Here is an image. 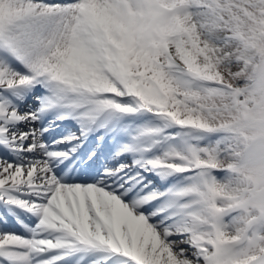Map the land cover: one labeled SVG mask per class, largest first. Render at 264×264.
I'll use <instances>...</instances> for the list:
<instances>
[{"label":"snow or ice","instance_id":"obj_1","mask_svg":"<svg viewBox=\"0 0 264 264\" xmlns=\"http://www.w3.org/2000/svg\"><path fill=\"white\" fill-rule=\"evenodd\" d=\"M0 264H264V0H0Z\"/></svg>","mask_w":264,"mask_h":264}]
</instances>
